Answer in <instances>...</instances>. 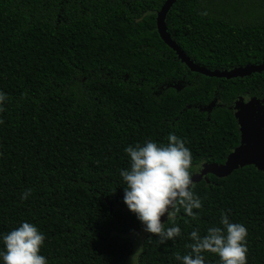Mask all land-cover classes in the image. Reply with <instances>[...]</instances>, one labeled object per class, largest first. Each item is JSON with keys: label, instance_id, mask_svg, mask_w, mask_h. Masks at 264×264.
Masks as SVG:
<instances>
[{"label": "trees", "instance_id": "16d2710c", "mask_svg": "<svg viewBox=\"0 0 264 264\" xmlns=\"http://www.w3.org/2000/svg\"><path fill=\"white\" fill-rule=\"evenodd\" d=\"M165 1L0 0V91L9 97L0 112V233L34 224L49 264H124L131 254L129 236L142 225L123 202L127 146L166 144L174 133L191 150L193 180L240 146L235 101L264 99V72L226 80L182 64L156 31ZM165 25L210 71L264 63V0H178ZM193 183L196 218L181 209L180 236L163 244L147 234L138 264H182L175 255L190 252V232L219 227L222 212L248 230L247 264H264V173L247 165Z\"/></svg>", "mask_w": 264, "mask_h": 264}, {"label": "clouds", "instance_id": "9594fccd", "mask_svg": "<svg viewBox=\"0 0 264 264\" xmlns=\"http://www.w3.org/2000/svg\"><path fill=\"white\" fill-rule=\"evenodd\" d=\"M8 99L7 93L0 91V112L5 111ZM186 145V140L170 132L166 144L146 139L124 150L130 167L120 170L126 184L123 202L143 226L144 233L158 238L161 244L180 236L176 219L181 209L185 216L195 219L197 213L193 209L202 207L200 198L193 192L195 185L190 173L193 158ZM30 194L31 189H26L20 199L26 200ZM162 217H166L170 227H165ZM219 224L209 227L203 236L192 230L189 234L192 243L187 245L190 252L182 256L177 253L176 261L206 264L203 253L207 252L217 255L219 264H247L245 225L230 221L226 212L221 213ZM45 239V234L27 221L0 233V264H49L41 254Z\"/></svg>", "mask_w": 264, "mask_h": 264}, {"label": "water", "instance_id": "95a60500", "mask_svg": "<svg viewBox=\"0 0 264 264\" xmlns=\"http://www.w3.org/2000/svg\"><path fill=\"white\" fill-rule=\"evenodd\" d=\"M178 0H166L161 7L156 17V31L163 41V43L176 53L177 58L184 64L190 71L200 74L204 77L216 79H241L249 77L253 74L264 72V63L258 65H251L246 67H239L226 71H210L193 63L183 51L171 40L166 30L165 19ZM241 98L235 101L233 109L234 116L237 120L238 128L240 131L241 144L229 155L224 165H203L202 175L196 176L193 181L198 182L205 177L207 173H212L217 177H226L234 170L240 169L247 165H254L255 168L264 173V116L255 114L251 101L248 105L243 106L240 104ZM252 100H259L252 98ZM238 108L243 109L240 112H235Z\"/></svg>", "mask_w": 264, "mask_h": 264}, {"label": "rangeland", "instance_id": "374dc122", "mask_svg": "<svg viewBox=\"0 0 264 264\" xmlns=\"http://www.w3.org/2000/svg\"><path fill=\"white\" fill-rule=\"evenodd\" d=\"M251 101H254L252 108L255 114H257L259 117L264 116V102L262 100H252V98L241 97L240 104L243 106V109H245V106L248 105ZM243 109L238 108L237 110H235V112H240ZM201 175L202 170L198 172L197 176ZM146 235L147 234L144 233L142 226L140 230L132 233L129 236V239L132 243V251L124 264H138L139 255L142 249V242Z\"/></svg>", "mask_w": 264, "mask_h": 264}, {"label": "flooded vegetation", "instance_id": "af4514ba", "mask_svg": "<svg viewBox=\"0 0 264 264\" xmlns=\"http://www.w3.org/2000/svg\"><path fill=\"white\" fill-rule=\"evenodd\" d=\"M264 102V99H261Z\"/></svg>", "mask_w": 264, "mask_h": 264}]
</instances>
